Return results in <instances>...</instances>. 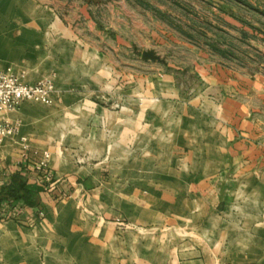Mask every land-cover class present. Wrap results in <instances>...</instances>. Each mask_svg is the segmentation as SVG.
Returning <instances> with one entry per match:
<instances>
[{
  "label": "crops",
  "instance_id": "obj_1",
  "mask_svg": "<svg viewBox=\"0 0 264 264\" xmlns=\"http://www.w3.org/2000/svg\"><path fill=\"white\" fill-rule=\"evenodd\" d=\"M100 10L0 0V70L54 87L6 115L0 188L21 176L37 202L0 209V264H264V79L166 61Z\"/></svg>",
  "mask_w": 264,
  "mask_h": 264
},
{
  "label": "rangeland",
  "instance_id": "obj_2",
  "mask_svg": "<svg viewBox=\"0 0 264 264\" xmlns=\"http://www.w3.org/2000/svg\"><path fill=\"white\" fill-rule=\"evenodd\" d=\"M45 1L60 7L69 0ZM98 1L108 23H125L135 33L139 29L137 35L151 46L154 37L155 47L166 61L188 66L200 54H213L227 58L234 69L264 79V0ZM24 104L47 107L30 101Z\"/></svg>",
  "mask_w": 264,
  "mask_h": 264
},
{
  "label": "built area",
  "instance_id": "obj_3",
  "mask_svg": "<svg viewBox=\"0 0 264 264\" xmlns=\"http://www.w3.org/2000/svg\"><path fill=\"white\" fill-rule=\"evenodd\" d=\"M53 85L50 81L42 82L36 86H27L22 84L14 75L0 70V145L19 133L20 124L10 123L6 115L14 112L27 101L49 106L52 104ZM47 159L45 155L43 160L33 166V169L39 173L42 182L50 181L51 175L47 172ZM0 173V177H1ZM19 206L16 205L17 209ZM1 219H9L6 212L0 213Z\"/></svg>",
  "mask_w": 264,
  "mask_h": 264
},
{
  "label": "trees",
  "instance_id": "obj_4",
  "mask_svg": "<svg viewBox=\"0 0 264 264\" xmlns=\"http://www.w3.org/2000/svg\"><path fill=\"white\" fill-rule=\"evenodd\" d=\"M37 191L34 186L27 184L21 176H14L10 182L0 188V209L5 204L19 203L24 206H34L37 202Z\"/></svg>",
  "mask_w": 264,
  "mask_h": 264
},
{
  "label": "water",
  "instance_id": "obj_5",
  "mask_svg": "<svg viewBox=\"0 0 264 264\" xmlns=\"http://www.w3.org/2000/svg\"><path fill=\"white\" fill-rule=\"evenodd\" d=\"M87 1L89 2L90 0H87ZM141 58H142V60H143L144 62H149V61H151V62H163V61L161 60V58H160L159 56H157V55H156L154 52H152V51L144 52V53L142 54Z\"/></svg>",
  "mask_w": 264,
  "mask_h": 264
}]
</instances>
